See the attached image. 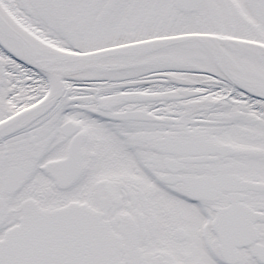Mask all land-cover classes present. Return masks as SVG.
<instances>
[{
	"label": "snow or ice",
	"instance_id": "snow-or-ice-1",
	"mask_svg": "<svg viewBox=\"0 0 264 264\" xmlns=\"http://www.w3.org/2000/svg\"><path fill=\"white\" fill-rule=\"evenodd\" d=\"M0 264H264V0H0Z\"/></svg>",
	"mask_w": 264,
	"mask_h": 264
}]
</instances>
